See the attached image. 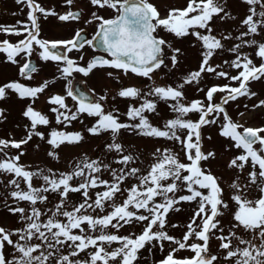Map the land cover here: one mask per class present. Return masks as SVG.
<instances>
[{
    "label": "snow or ice",
    "instance_id": "6c2138e0",
    "mask_svg": "<svg viewBox=\"0 0 264 264\" xmlns=\"http://www.w3.org/2000/svg\"><path fill=\"white\" fill-rule=\"evenodd\" d=\"M72 6L74 0H65ZM97 8H109L115 11L112 18H104L93 13V19L99 21L96 32V45L103 48L108 54L93 58L86 66H81L67 55L56 51L63 45L72 49L84 46L81 42L80 32L70 40H45L40 37V16H57L62 22L78 20L81 13L69 10L64 14H57L52 9H45L37 0H16L17 4L26 5L28 8L27 23L18 21L16 25H0V32L9 35H26L17 43L9 40L0 41V53L6 55V60L18 64L17 57L22 53L30 57L37 46L39 56L43 61L63 62L60 72L64 78L73 72L89 75L97 67H110L122 70L125 74L131 72L139 77L151 80L152 74L165 66L164 49H171V64L179 63L178 57L182 54L180 48H172L170 42L159 35L163 30L177 38L193 36L201 45V63L198 70L190 72L183 78V83L176 86H154L143 92L135 86L121 87L117 95L121 98L140 99L139 106L129 105L125 115L133 123L122 122L118 109L106 110L103 101L108 97L101 96L98 102H87V97L81 94L74 96L71 89L67 96L78 100V105L73 111L66 103V97L55 94L49 97L48 103L53 105L50 109L55 114L57 124L66 127L77 120L80 114L96 117L95 123L87 129L91 135H100L110 132L111 143L106 144L108 151L120 154L117 163L128 166L135 162L131 154H124V146L118 142L121 130H132L139 135L166 138L181 145L184 153L182 160L178 153L170 149L157 148L154 155L155 163L147 170L146 174L139 175L137 167H121L112 169L110 165L99 159H89L85 156L76 162L69 172L55 173L48 169V174L43 170L30 171L19 163L20 152L16 156H8L5 149H21L32 140L33 136L45 139L44 133L37 131L38 126H48L50 120L34 108L35 100L48 87V82L39 86H27L19 81H9L0 85V100L7 97L9 91L17 94L18 98L31 100L22 115L30 121V127L25 126L27 135L19 141L15 139H0V173L13 175L9 180L13 186L11 197L18 202H28L31 210L24 207H9L12 214H20V219L25 221V226L15 230H8L0 226V264H135L138 253L146 245L157 242L163 250V242L168 241L176 245L161 259L158 264H219L218 257L209 252L210 234L216 230L221 235L220 249L226 251L225 261L232 264H264V127H244L233 121L224 105L238 97L255 96L250 91L249 83L264 77V42L256 39H244L255 36L264 31V0H243L249 5L248 14L241 21L246 27L236 37L241 43L227 49L235 54L229 67L237 70L234 76L226 71H218L210 60L217 50H224L222 40L231 39V34L219 37L213 34L210 26L214 16L221 19L231 17L226 11V0H187L183 8L171 7L166 15L162 16L157 7L149 0H89ZM259 7V11H257ZM221 13L224 15L221 16ZM235 19V17H231ZM91 22V21H89ZM201 30H204L203 32ZM92 45L93 41H86ZM243 46H255V55L261 59L256 65L252 58L240 50ZM37 67L31 60H26L19 68V74L26 80H31ZM214 73L221 78L237 81L238 86L228 84L223 86L213 85L205 93L204 100H186L184 86L193 82L199 83L202 74ZM112 76V73H108ZM216 93H225L223 103H213ZM170 102L169 107L176 113L175 118L168 119L163 128L154 126L146 113H155L157 110L156 99ZM264 106V100L254 107ZM5 110L0 108V118L4 117ZM198 114L197 120H192L188 114ZM243 115V113H241ZM219 124V135L231 140V147L240 150V153L231 158L227 167L241 172L247 165L248 183L241 184L239 176L228 185L232 189L230 199L238 206L233 220L236 229L243 228L252 234V239H243L237 236L236 231L229 230L223 234L220 217L224 214L222 209H228V204L223 199L224 188L221 186L220 177L213 174L204 163L216 158V152L203 150L202 128ZM84 139L81 132H67L52 129L48 134L47 143L53 151L48 155L58 159V149L62 144H77ZM210 140L211 137L209 136ZM37 147H39L37 145ZM110 171L111 179H101V172ZM40 177L44 183L39 187L33 186V178ZM129 177H136L138 183L132 184L127 189L122 185ZM78 180L76 184L72 182ZM21 181L26 184V190L21 188ZM259 182V183H258ZM249 184L257 185L259 196L249 199L246 190ZM103 189L102 191H95ZM93 191V196L90 195ZM181 190L188 194H176ZM46 193L59 195L60 200L54 205V210L49 209L51 215L42 213L36 205L48 200ZM70 193H80L82 202L67 208ZM123 195L121 203H116V197ZM159 198V199H157ZM181 202H196L197 209L186 225L187 231L182 239H177L165 231L167 216L170 211H180L176 205ZM110 208V211L105 209ZM99 210V211H97ZM142 210V211H141ZM95 213V215L93 214ZM45 215V219H41ZM197 218L200 223L197 224ZM133 222L144 224L137 235H118L116 233L123 227L131 226ZM172 227H178L173 224ZM110 229L115 231H110ZM13 236L17 239H13ZM195 237L202 243L188 241ZM38 243H32L33 239ZM237 243L234 245L233 240ZM259 241L256 243L255 241ZM118 247L110 248L113 244ZM6 246H11L14 253L6 255ZM190 249L192 257L177 258L179 250ZM91 249V251H89ZM66 251L67 254H63ZM81 253H86V259H79Z\"/></svg>",
    "mask_w": 264,
    "mask_h": 264
},
{
    "label": "rangeland",
    "instance_id": "374dc122",
    "mask_svg": "<svg viewBox=\"0 0 264 264\" xmlns=\"http://www.w3.org/2000/svg\"><path fill=\"white\" fill-rule=\"evenodd\" d=\"M64 1V2H63ZM155 5L160 7V13L162 16L166 15L167 10L171 7L183 8L187 4V0H151ZM37 2L43 6L46 10L52 9L57 14L62 11H68L74 8L81 9L82 13L78 20H70L62 22L57 16H48L46 19L40 15L39 24L41 28V34L39 38L45 40H66L70 39L76 30L85 26L90 32H94L98 28L99 21L93 19V13L96 15L107 18L115 14V11L109 8H97L90 4L89 0H74L72 6H68L65 0H37ZM249 5L243 2V0H226L225 9L231 14V17L221 19L220 16H214L210 23L213 29V34L217 35L218 38L231 34V39L222 40L224 44V50H217L216 54L210 60L212 66L219 65L218 71H226L229 75L234 76L237 74V70L229 67L230 62L235 59V54L231 53L227 49H230L233 45L241 43L236 37L240 32L245 31L246 27L241 25V21L248 14ZM57 9V10H56ZM257 7V11H259ZM28 8L26 5L17 4L16 0H0V25H16L18 21L27 23ZM224 14L221 13V16ZM91 21V22H89ZM202 32L204 30H201ZM24 35L16 36L9 35L0 32V41L9 40L11 43H17L19 40L24 39ZM159 35L166 41L170 42L172 48H180L181 55L178 57L179 63L176 66L171 64V49L165 47V66L156 70L152 74L151 80L144 77H136L131 72L125 74L122 70L113 69L110 67H103L94 69L89 75L85 76L83 73L73 72L71 76L64 78L60 72V68L64 66L63 62L56 61H43L39 56L40 49L34 45V51L31 57H35L37 60V72L33 73L31 80H26L19 74L20 66L28 60L23 53L17 57L18 64H13L6 60V55L0 53V85H3L9 81H19L27 86H39L44 82H48V87L45 91L39 95L38 99L35 100L34 108L39 110L42 114L48 116L50 124L48 126H38L37 131L44 133L45 139L41 140L39 137L33 136L32 140L26 145H22L21 149L8 148L5 152L8 156L19 155L20 152L24 154L20 156L19 163L25 166L30 171L43 170L42 174H48V169H51L55 173L69 172L72 170L74 164L82 160L85 156L89 159H99L105 164L111 166L112 169L119 170L121 167H137L140 169L139 175L146 174L147 170L155 163L154 153L157 148L161 150L167 148L175 153H178L180 158L184 159V153L181 151V145L175 141L168 140L166 138H155L139 135L132 130H121L118 136V142H120L124 148V154H131L135 157V162L124 166L116 161L120 158V154L112 151H108L105 147L106 144L111 143L112 134L110 132L101 133L100 135H91L87 129L91 127L96 117L89 116L88 114H80L77 120L71 122L67 127L64 124H57L55 114L50 111L53 105L48 103L51 95L59 94L66 97V103L68 106L75 111L78 103L72 98L67 96L69 89L72 90L73 82L76 79H81L85 82V85L94 94V102H98L101 96H107L108 99L103 101L106 110L118 109L120 114V120L122 122L133 123L130 121L125 113L129 105H136L142 102L140 99L121 98L117 95L121 87L135 86L140 88L143 92H147L151 87L154 86H165L171 85L176 86L183 83V78L186 77L190 72L196 71L200 67L201 63V45L191 35L184 38H177L170 33H166L163 30L159 31ZM244 39H256L258 42H264V31H260L255 36L245 37ZM242 53L247 54L253 59L256 65H259L262 61L255 55V46H243L240 50ZM95 53V49L92 45L86 44L80 50L72 49L69 53V58L75 60L77 64L86 66L91 59L92 54ZM228 61L229 64H226ZM112 73V76H108V73ZM87 83V84H86ZM237 81H230L227 78H221L214 73H204L199 83L193 82L190 85L184 86V93L186 100L184 102H190L194 99L204 100L205 93L209 87L213 85L223 86L228 84L232 87L238 86ZM249 89L255 92L256 95L252 97L242 96L238 97L234 101H229L225 106L226 111L232 117L233 121L242 124L244 127H264V106L254 107L259 104L260 100H264V77L260 80L251 81L249 83ZM87 87V88H88ZM225 93H216L214 95L213 103H223L222 98ZM156 99V98H153ZM157 110L155 113H146L149 120L154 126L163 128L164 123L168 119L175 118L176 113L172 112L169 107L170 102H164L156 99ZM31 103L28 98L20 99L17 94L9 91L7 97L0 100V108L5 110L4 117L0 118V139H15L17 141L26 138L27 131L25 126L30 127V121L25 118L22 113L26 106ZM243 113V115H241ZM192 120L198 119V114L190 113L188 117ZM63 130L67 132H81L84 139L77 144H62L55 151L58 153V159L50 157L48 153L53 151L52 146L47 143L48 134L52 129ZM264 135V134H262ZM203 136V150L205 152L214 150L216 152V158L210 159L204 163V167L210 168L213 174L220 177L222 180L221 186L224 188L223 199L228 204V209L223 211V215L219 218L220 223L223 226V234L227 235L229 230L236 231L237 236L243 239H252V234L246 232L243 228L236 229L234 227L235 221L233 220L234 213L237 211L238 206L234 201L230 199L232 189L228 187L233 180L239 176V182L243 185L248 183L247 173L249 167L246 165L245 169L241 172L237 169H229L227 167L231 158L235 157L240 153V150L231 147L232 141L225 139L219 135V124L205 126L202 128ZM211 137L209 140L208 137ZM37 145L39 147H37ZM0 158H3V153H0ZM101 179L110 180V171L102 170ZM13 175L7 173H0V226L5 227L8 230H15L25 226V221L20 219V214H12L8 211L9 207H24L26 211L31 210V205L28 202H18L14 200L10 193L14 190L13 186L9 184ZM78 180H74L72 183L76 184ZM44 183L42 178L34 177L33 186L39 187ZM138 183L136 177H129L122 188L127 189L132 184ZM259 183V182H258ZM21 188L26 190V184L21 181ZM103 189H96L95 191H102ZM188 194L181 190L176 195ZM246 194L249 199H256L259 196V188L257 185L249 184ZM48 200L44 203L36 205L40 208L42 213L51 215L49 209L54 210V205L59 202L60 197L55 193H46ZM90 195H93V191L90 190ZM125 197L118 195L116 197V203H121ZM159 199V198H157ZM82 202V196L80 193H70L68 197L67 208L70 210L73 204ZM180 211H170L167 216V224L165 231L171 236L177 239H182L183 235L187 231L186 225L190 222L191 217L194 215L197 209L196 202H181L176 205ZM99 211V210H97ZM110 211V208L105 209ZM142 211V210H141ZM95 215V213H93ZM46 216L42 215L41 219H45ZM197 224L200 223L197 218ZM143 224L133 222L131 226H125L119 230L118 235H129L130 233L139 234L144 227ZM178 225V227H172V225ZM110 231H115L110 229ZM222 233L213 230L210 234L209 240V252L216 255L219 260V264H232L231 261H225L226 251L220 249V240L216 239V236ZM13 239L17 237L13 236ZM39 241L35 238L32 243H38ZM202 243L197 240L194 236L188 241L191 243ZM259 243V241H255ZM237 241L234 239L233 244ZM118 244H113L110 248L118 247ZM176 245L164 241L163 250H161L159 243L153 242L151 245H146L144 249L138 253V260L135 264H158L172 248ZM91 251V249H89ZM15 254L14 249L11 246H6V255L9 257ZM63 254H67L66 251ZM177 258L192 257L194 253L186 248L179 250L176 254ZM79 259H86V253H81ZM215 264V262H214Z\"/></svg>",
    "mask_w": 264,
    "mask_h": 264
},
{
    "label": "water",
    "instance_id": "95a60500",
    "mask_svg": "<svg viewBox=\"0 0 264 264\" xmlns=\"http://www.w3.org/2000/svg\"><path fill=\"white\" fill-rule=\"evenodd\" d=\"M80 32V40L81 42H85L87 40V31L86 30H81L79 31ZM96 37V35H95ZM93 39V42H94V45L95 47L98 49V50H101V51H104L103 48H100L96 45V39ZM56 51H59L61 54L63 55H66V51L64 49V46L61 45L58 47V49ZM100 55H97L95 57H98ZM94 57V58H95ZM33 65H35V61L32 60L31 61ZM74 93L79 97L81 94H83L85 97H87V101H90L92 99L91 95L83 88V85L81 82H78L76 85H75V88H74Z\"/></svg>",
    "mask_w": 264,
    "mask_h": 264
},
{
    "label": "flooded vegetation",
    "instance_id": "af4514ba",
    "mask_svg": "<svg viewBox=\"0 0 264 264\" xmlns=\"http://www.w3.org/2000/svg\"><path fill=\"white\" fill-rule=\"evenodd\" d=\"M149 2H151V0H149ZM157 8H159V7L157 6ZM115 15H116V13H115L114 15H112V16L107 17V18H112V17H114ZM106 56H108V55H106Z\"/></svg>",
    "mask_w": 264,
    "mask_h": 264
}]
</instances>
